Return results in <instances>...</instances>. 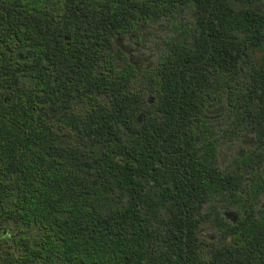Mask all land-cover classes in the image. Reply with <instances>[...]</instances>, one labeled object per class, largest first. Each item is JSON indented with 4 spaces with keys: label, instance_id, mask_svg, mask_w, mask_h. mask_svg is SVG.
Wrapping results in <instances>:
<instances>
[{
    "label": "trees",
    "instance_id": "trees-1",
    "mask_svg": "<svg viewBox=\"0 0 264 264\" xmlns=\"http://www.w3.org/2000/svg\"><path fill=\"white\" fill-rule=\"evenodd\" d=\"M262 196L264 0H0V264H264Z\"/></svg>",
    "mask_w": 264,
    "mask_h": 264
},
{
    "label": "rangeland",
    "instance_id": "rangeland-1",
    "mask_svg": "<svg viewBox=\"0 0 264 264\" xmlns=\"http://www.w3.org/2000/svg\"><path fill=\"white\" fill-rule=\"evenodd\" d=\"M188 22L191 21V16L188 13L183 16ZM170 25V23H169ZM166 24H156L155 27V36L152 37L151 42L147 44L146 48H143L140 45H135L134 43H129L125 40L120 41V47L126 49L127 47L132 49H128L127 51L131 54V57L136 62L135 58L140 53L144 54L147 57V60H144L146 63L148 60L155 57L156 53L159 52V39L162 37H167L171 34L170 26ZM151 36V35H150ZM138 50H134V48ZM142 61V60H140ZM136 64H140L136 62ZM147 98V97H145ZM151 101V100H150ZM226 128L227 132H224L223 129ZM230 127L223 126L220 130V146H219V154H218V162L221 167L227 168L230 165L232 156L236 153L238 148L241 145L249 142L250 135L245 134L241 136L240 139L234 138V133L232 131H228ZM232 204L231 199L227 198H217L215 201L211 203V205H206L201 213L203 217L201 218V222L199 225V239L202 241V247L204 251H207L213 244H217L218 239V224L221 217H224L226 221L230 222L238 218L237 210L230 206ZM264 206V196H262L257 204V207Z\"/></svg>",
    "mask_w": 264,
    "mask_h": 264
}]
</instances>
